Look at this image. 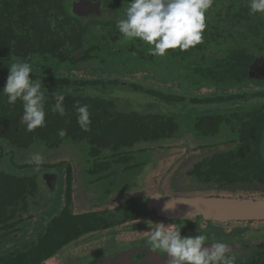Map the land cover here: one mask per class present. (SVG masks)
<instances>
[{"label": "trees", "instance_id": "16d2710c", "mask_svg": "<svg viewBox=\"0 0 264 264\" xmlns=\"http://www.w3.org/2000/svg\"><path fill=\"white\" fill-rule=\"evenodd\" d=\"M72 2L0 0V92L10 64L28 59L33 68L29 78L42 80L46 97L45 126L29 132L21 122L22 102L9 105L0 93V264H60L58 254L83 236L145 216L139 205L126 209L122 221L121 216L97 211L73 212L70 175L65 202L59 203L63 208L54 216L58 204L38 209L37 176L52 169L46 152L65 145L74 146L76 154L84 152L95 180L119 182L118 192L139 186V172L148 165L141 158L151 148L162 152L163 143L174 142L186 143L187 153L204 157L187 174L202 191L264 187V79L249 76L255 59L264 57V47L253 30V22L261 23L233 7L243 0H213L205 14L203 42L187 51L169 50V60H177L191 80L188 84L194 85L186 89L179 77H171L173 67L172 73L164 72L170 66L148 54L139 38L128 40L119 32L116 24L124 17L126 1L104 0L103 11L112 14L108 19H80L71 12ZM219 39V52L210 50L209 44ZM225 43L231 47L223 48ZM83 69L97 71L99 77L111 73L114 79L80 77ZM139 75L154 86L131 81ZM163 85L168 88L160 90ZM173 88H184L186 95H174ZM203 88L212 93L208 99H201ZM133 93L177 105L178 111L156 112L152 103L142 112L125 110L124 102ZM57 95L65 97L63 117L51 110ZM250 101L255 103L241 104ZM77 102L89 106L90 131L77 123ZM227 104L235 107L195 109ZM60 129L66 130L63 138ZM35 153L44 156L39 171L30 163ZM240 264L246 263L241 259ZM248 264L260 263L254 259Z\"/></svg>", "mask_w": 264, "mask_h": 264}, {"label": "clouds", "instance_id": "9594fccd", "mask_svg": "<svg viewBox=\"0 0 264 264\" xmlns=\"http://www.w3.org/2000/svg\"><path fill=\"white\" fill-rule=\"evenodd\" d=\"M213 6V0H131L124 10V17L117 21L116 27L125 39L139 38L148 45L153 56H165L169 50L187 51L203 42L206 29V12ZM250 15L264 14V0H250ZM9 75L3 91L7 103L13 105L20 100L23 106L21 122L31 132L45 126L46 97L41 91V79L31 80L32 64L28 59L11 63ZM65 97L57 95L52 112L65 116ZM77 123L80 128L90 131V112L87 104L75 105ZM58 135L63 138L66 130L60 129ZM44 161L41 153H35L30 163L40 170ZM159 199L161 197H153ZM181 201L167 199L162 211H175ZM191 207V206H190ZM186 213V220H195L196 210ZM150 231L147 244L150 250L159 251L167 257V264H235L236 257L229 244L223 242L208 244L209 237L198 234L195 237L181 236V227L177 224H155ZM162 257V258H163Z\"/></svg>", "mask_w": 264, "mask_h": 264}, {"label": "rangeland", "instance_id": "374dc122", "mask_svg": "<svg viewBox=\"0 0 264 264\" xmlns=\"http://www.w3.org/2000/svg\"><path fill=\"white\" fill-rule=\"evenodd\" d=\"M123 3L126 1L127 3H130L131 0H122ZM104 17V12L102 14ZM142 45L145 47H148V50L146 51L148 54H150L149 49L154 47V45H148L146 42H141ZM153 58L157 59L162 65H168L170 68H168V71H164L166 73H172L170 69L173 67L174 72L172 73V78L179 77L180 80H182L183 86L186 89V85H191L194 88L193 84H188V80L184 77V74H186V70L184 68H181L177 62H172L169 60L168 53L161 57V56H153ZM260 61H262L264 65V59L260 58ZM96 63H93V65ZM95 66V65H94ZM150 66V65H149ZM80 77H87V78H105V79H114L113 77H110L111 73L105 74V76L99 77V74L97 71L93 73L92 71L88 72L87 69H83V72H79ZM90 74V75H88ZM107 75V76H106ZM161 77L166 78V74L163 75L161 73ZM178 80V79H177ZM178 80V82H180ZM133 82H137L138 85H143L145 87H153L154 82L151 80H145L142 78L141 75L134 77L131 79ZM186 83V84H185ZM182 86V87H183ZM168 88L167 85H163L160 87V90H166ZM184 88H173L174 90L171 91L175 93L174 95H178L181 97V95L185 96ZM194 91L193 89L191 90ZM189 89V93H192ZM261 91V89H259ZM211 91L207 89H201L199 91L200 95H205L201 99H208L210 97ZM212 94V93H211ZM119 95V94H118ZM122 95L125 96L124 93ZM113 96H116L114 93ZM128 97V96H126ZM119 97H117L118 99ZM123 107L125 110L133 109L134 111L142 112L149 106L150 103L154 105L156 112H161L164 114L173 113L175 111H178L179 106L177 105H170L163 102H153L151 99L146 98L142 95L137 94H131L129 95V100ZM254 101L241 103L242 106H248L251 104H254ZM156 104V106H155ZM150 105V106H152ZM240 105V104H239ZM231 107L234 108L235 104H227V105H218V106H200L195 108L199 112L202 111L205 108H224V107ZM153 109V108H151ZM154 111V112H155ZM186 125V124H184ZM183 126L180 125L178 129V134H180ZM177 134L176 137L179 135ZM187 146L188 144L184 143H172L167 144L163 143V151L160 152V150L157 148V146L151 148L149 154H147L145 157L143 156L142 161H145L148 163L147 166H145L141 172L140 178H139V186L135 187V191L129 192L130 194H125L124 196H119L117 194V197L114 198V201H112V209H115L119 205H121V201L123 199H130V198H136L143 196L144 199H147L153 194L156 193H162L164 197H173V198H206L209 196H214L218 198H240V199H250V200H264V189H250V188H244V189H220V191H202L197 186L192 185V181H188L190 178L187 176L189 171L191 170V167L193 164L198 163L202 160V157L198 156V153H187ZM65 147H68L65 145ZM63 147L61 154H58L60 156H63L62 159L65 161V166H57L53 168V171L56 173L58 180L57 185L55 188V195L52 196L51 194L47 193L50 192L49 189L44 185L42 176L39 177L41 179V182L38 180L39 186L41 185V191L42 193H45L46 196L43 194L44 198L43 200L47 204V200L50 201L49 206L56 205L62 202L61 200V193L64 190V192H67V189H64V182L66 179V168L71 167L72 170V181H71V191H72V199L75 202L76 205H78L80 208L84 209L90 207V199L87 197H97L98 190L94 186L87 187V191H84V178H85V167L84 162L86 160L85 156H81L82 158H79V155L77 157L76 151L74 150V146H71L69 148ZM75 152H74V151ZM56 152V151H55ZM54 153V151H53ZM57 153V152H56ZM55 153V155H56ZM261 153L264 156V144L261 149ZM162 154V155H161ZM48 157L49 154H46ZM79 158V159H78ZM83 161V163H82ZM54 162V161H53ZM58 162V161H55ZM67 162V163H66ZM52 164V162H51ZM53 166V165H52ZM65 168V169H64ZM189 178V179H188ZM190 182V184H189ZM88 183V180H85V184ZM43 184V185H42ZM43 186V187H42ZM105 185L103 186L102 191L108 190L105 189ZM100 189V187H99ZM207 190V189H206ZM102 194L99 195L101 197ZM55 197V200L52 201V199ZM110 198V196H109ZM124 200V201H125ZM61 201V202H60ZM123 205V204H122ZM77 207V206H76ZM101 207V206H100ZM52 208V207H50ZM56 209L54 211L53 216L57 213ZM83 210V211H84ZM92 209H89L91 211ZM95 210L102 211L103 208H97ZM148 220V219H146ZM141 220L137 221L133 226H130L129 228L123 229L121 231L110 232V230L106 231H100L97 233L92 234L93 239L89 243V240L85 237L84 244L88 243L89 245H83L82 243L79 245L82 246L83 249L91 248L89 250V253H92V251H95L96 253L100 251H104V253H109L115 251L116 248H120L119 242L122 244L127 245L133 240L136 239H144L146 237H149L150 231L155 228L154 223L145 224L141 226H137V224H140ZM242 223V222H241ZM163 224H166L165 221H163ZM181 227V236H192L195 237L198 234H205L213 241H218L219 237L230 239L232 236H239L240 232L234 230V227H237L239 225L230 224V225H220V226H214L210 224H198V225H189V224H183L178 225ZM119 230V229H117ZM242 239H240L241 242H243L244 247L243 250L249 249L248 252H253L257 250L258 245L264 244V222H254L251 224V226L243 227L242 226ZM240 237V238H241ZM87 241V242H86ZM79 244V243H78ZM74 247V245H73ZM108 249H111L110 251H106ZM117 249V250H118ZM71 252V249L69 251V248H66V250H63L60 253V258L62 261H67L69 258H73V256H76L78 254H68ZM72 253V252H71ZM82 253V252H81ZM69 257V258H68ZM67 258V259H66ZM66 259V260H65ZM81 259V258H80ZM241 260V257L239 258ZM238 260V257H236L235 263ZM65 264H73L72 260H69Z\"/></svg>", "mask_w": 264, "mask_h": 264}, {"label": "flooded vegetation", "instance_id": "af4514ba", "mask_svg": "<svg viewBox=\"0 0 264 264\" xmlns=\"http://www.w3.org/2000/svg\"><path fill=\"white\" fill-rule=\"evenodd\" d=\"M74 1H78V0H73V2ZM103 1L104 0H90L91 7H92V11L93 12L91 14H89L88 16L83 17V18H80V19H89V18H93L94 16H101V18L108 19V16H109L110 13L107 12L108 10H104L103 11V7H104ZM249 5H250V3H248L247 0H243L242 5L234 4L233 7L234 8L242 9L245 13H247L246 15H248V14L250 15ZM219 6H220V3H219ZM71 9H72V7H71ZM103 12H104V17L102 16ZM110 15H112V14H110ZM248 17H251L252 18V22L255 21V22H258V23L260 22L261 23V25H258L257 23H254L253 22V25H254L253 30L258 35V37H257L258 45H260L262 43V45H263L262 47H264V40H262L263 37H264V14L257 13L255 15H250ZM212 42L209 44L210 45V50H213L215 52H219L218 43H220V45H221V39H219L218 42H215V41H212ZM225 46H223V48L231 47V46H229V43H225ZM256 48L257 49H260L261 47H256ZM168 56H169V58L171 57V54H169V51H168ZM260 58H263L264 59V57H262V56ZM260 58L255 59V61H259ZM174 62H177V60H175ZM178 65H179V63H178ZM184 77L188 80L189 83H191V80L190 79H188L186 76H184ZM250 78L252 80H254V79L255 80H257V79L260 80L259 78H257V74L255 72H253V77H250ZM69 147H71V146H69ZM69 147H67V148H69ZM62 150L63 149H60L59 151H56L57 153L56 152H54V153L53 152H46V154H49L48 157H50L51 162H52L51 166L52 165L53 166H52V169L51 170L43 171L42 173H40L37 176V183L36 184L38 186V192L35 195V198H34L35 200L34 201L37 203L38 209L42 208L43 206H45L47 204L49 205V203H50V201H48V200H47V204L43 200L41 201V198L42 199L44 198L43 194L45 196H46V194L45 193H42V191H41V189H42L41 188V185L39 186V184H38V180H39V182H41V179H39V177H41V178H42V176L44 177V179H43L44 185L50 191V192H47V193H49L52 196H54L55 195V188H56V185H57L58 177H57L56 173L53 171V168H55L57 166L66 167L65 166V161L62 159L63 156L58 155V154H61ZM55 153H56V155H55ZM78 155H79V158H82L81 156H83V155L85 156L84 152L77 154V157H78ZM85 158H86L85 162L83 163V161H82V163L84 164V167H85V178H84V184H83V186L84 185L85 186H84L83 193L85 191H87V187H90L92 185L95 188H97L98 195H97V197H92V196L87 197L85 195V193H84V195L91 200L89 202L90 203V207L85 208V210L82 209V208H80L78 205H76L75 202L72 199L71 205H70V209L73 212H78V211H80V212H91L92 211L93 212V211H97L98 213L113 214L115 218L117 216H121L120 221H122V215H123V213H125V210L126 209H129V207L131 208L133 206L137 207L138 205H139L138 208H140V209L143 207V203L145 202L146 199H144L143 196H140V197L130 198V199H126V200L123 199L121 201V205H119L115 209H112L111 208V206H112L111 203H112V201H114V198L117 197V194H119L118 197L119 196H124L125 194H128L129 195L130 194L129 192H132V191H135L136 190L135 187L130 186L132 188H129L128 190L126 189V190H122V191L118 192V187L120 189V183L119 182L117 183V181H115L114 183H112L111 180H106V179L95 180L96 179V176L93 177V176L89 175L88 168H89V165L90 164L87 162L88 158L86 156H85ZM142 159L143 158H141V160ZM55 161H58V162H55ZM68 168H71V167H67L66 168V179H65V182H64V189L67 187V178L69 177V175H70L69 179H70V187H71L72 170L71 169L69 170ZM141 172L142 171L139 172V176L141 175ZM86 179L88 180V183L85 184V180ZM188 181H190V180H188ZM189 184H190V182H189ZM104 185L106 186L105 189H107V188L109 189L110 188L109 190H106L105 193H104V191L101 190V189H103V186ZM123 185H126V184H123ZM99 187H100V189H99ZM244 188L264 189V187L256 188V187H248V186H239V187H236L235 189H244ZM71 193H72V191H71ZM100 194H102L101 197H99ZM156 194L163 195L162 193H156ZM65 195H66V193L63 190L62 193H61V200H62L63 203L65 202V198H66ZM153 195H155V194H153ZM153 195H151V196H153ZM109 196H110V198H109ZM39 197H41V198H39ZM213 197L214 196H209V197H206L204 199H209V198H213ZM166 198H168V197H166ZM47 199H49V198L47 197ZM138 199H141V201L143 200L144 202L142 201L139 204L137 202ZM231 199H237V198H231ZM238 199H240V198H238ZM53 200H55V197L52 199V201ZM135 200H137V201H135ZM241 200H250V199H241ZM253 201H264V200L257 199V200H253ZM53 206L54 205H52L51 207H53ZM62 208H63V206L61 204H58V206L56 207V209H59V210H61ZM97 208H103V210L102 211L95 210ZM89 209H92V210L89 211ZM33 213H34V210H33ZM146 219H147L146 215L143 216L141 219H139V220H141L140 224L145 225V224L154 223V226L156 227L155 224L163 223V220L162 219L161 220H153V219L146 220ZM139 220H137V221H139ZM38 221L40 222V220H38ZM137 221L133 220V221L124 222V223H121V224H118V225H114V226L108 228L107 230H110V232H114V230L121 231L123 229L129 228L130 226L136 225L135 223ZM33 222H36V219H33ZM165 222H166L165 225L177 224V225H182V226H183V224H189V225H195V226L198 225V224H206L205 222H194V223H188V222L187 223L186 222H171V221H165ZM262 222H264V221H262ZM253 223L254 222H248V223L247 222H242V223L241 222H234V223L232 222V223H228V224H224V225H230V224L239 225L237 227H235V226H233V227H234V230L235 231H238V233L240 232L239 233L240 235L238 237H239V239H242V237H241V235H242L241 233L243 231L242 230V226L243 227H248V226H251V224H253ZM44 224H45V222H44ZM209 224L211 226L212 225H214V226H220V224H217V223H209ZM137 225H139V224H137ZM117 229H119V230H117ZM101 231H106V230H101ZM91 235L92 234L85 235L82 238H80L77 241L71 243L70 245H68L67 247H65L63 249V250H66V248H69V251L71 249V252L72 253L71 252L68 253L70 255L71 254H78L77 257L76 256H73V258H69L68 257L69 259L66 262H68L69 260H72L73 264H88L89 262L92 261V259L94 258V256L97 254L95 252L96 250L95 251H92V253H89L88 251L91 250V248L83 249L82 246L79 247V245L81 243L83 245H89L88 243L84 244V242H85L84 239L86 237V239L89 240V243H90L91 240L93 239V236H91ZM235 237H236L237 241L234 242V246L229 245L233 249L235 257H238V260L236 261L235 264H240L241 263V260L239 259L240 257L242 259V262L244 261L246 264H248L249 261H253L254 259L259 260V263L260 264H264V244L258 245L256 251L248 252L249 249L243 250V248H242V247H244L243 242H241L240 240L238 241L237 235ZM147 240H148V237H146L144 239H136V240L131 241L127 245L122 244V243L119 242V245H118V246H120L119 249L116 248L115 251H113L111 253H107L106 254L107 257H103V259L100 260L101 262H97V263H94V264H122V262L125 261L127 258L131 260V256H128V254H127L128 252H132L131 250L134 251L133 252V255H132V259H133V261H134L135 264H138V263L143 262V261H144L143 264H147L145 262V260L147 258H151V257H149V252L147 251V248L149 246L147 245V243L144 242V241H147ZM73 245H74V247H73ZM60 253L58 254V256H57L56 259L60 262V264H65L66 262L65 261H62L61 258H60ZM109 254H111V255H109ZM152 264H156V263L153 262Z\"/></svg>", "mask_w": 264, "mask_h": 264}, {"label": "water", "instance_id": "95a60500", "mask_svg": "<svg viewBox=\"0 0 264 264\" xmlns=\"http://www.w3.org/2000/svg\"><path fill=\"white\" fill-rule=\"evenodd\" d=\"M73 15L79 18H83L91 14L92 7L90 0H78L72 3L71 9ZM253 72L257 73V78L260 80L264 79V65L262 61H255L250 69L249 75L253 77ZM153 197H161L159 199ZM167 199L169 200H176L181 201L182 203L177 204L175 211L165 213L162 211L164 204L166 203ZM143 201V200H142ZM144 202V201H143ZM196 210L195 220H186L185 216L186 213L192 211L191 207ZM143 213L146 215L147 219L153 220H163V221H171V222H205L206 224L209 223H217L220 225L234 223V222H262L264 221V201H253V200H241V199H227V198H173L169 197L166 198L161 194H155L150 196L148 199L145 200L143 203V207L141 208ZM238 241L240 240L237 236ZM237 241L236 237L232 236L230 239L219 237L217 242H223L234 246V242ZM147 243V241H144ZM208 244L204 245V247H210V243H214L209 238ZM148 245V244H147ZM149 246V245H148ZM108 249L106 251H110ZM132 252H128V256H131L130 259H126L122 262V264H135L132 255ZM149 252V257L145 260L147 264H152L155 262L156 264H167V257H165L163 253L159 251H152L150 250V246L147 248ZM107 253L104 251L98 252L91 262L88 264H94L97 262H101L100 260L103 257H107ZM163 257V258H162ZM140 262L138 264H143Z\"/></svg>", "mask_w": 264, "mask_h": 264}]
</instances>
